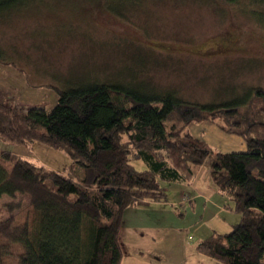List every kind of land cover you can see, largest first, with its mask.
Returning <instances> with one entry per match:
<instances>
[{
    "label": "trees",
    "instance_id": "obj_1",
    "mask_svg": "<svg viewBox=\"0 0 264 264\" xmlns=\"http://www.w3.org/2000/svg\"><path fill=\"white\" fill-rule=\"evenodd\" d=\"M198 1L236 4L257 20L264 13V0ZM106 2L111 9L124 7ZM33 3L0 0V22ZM4 55L0 45V63L17 66ZM41 86L56 91L55 105L24 109L0 102V139L40 142L71 162L61 173L0 152V198L26 195L30 211L21 225L9 218L0 222V264H121L124 211L144 200L165 202L162 182L188 184L193 167L209 156L213 182L239 221L227 232L205 237L198 251L224 264H264L262 87L213 104L190 102L152 85H147L150 94L137 93L90 77ZM204 122L240 137L245 148H213L190 129ZM136 159L143 170L133 166Z\"/></svg>",
    "mask_w": 264,
    "mask_h": 264
},
{
    "label": "rangeland",
    "instance_id": "obj_2",
    "mask_svg": "<svg viewBox=\"0 0 264 264\" xmlns=\"http://www.w3.org/2000/svg\"><path fill=\"white\" fill-rule=\"evenodd\" d=\"M106 1L124 3V7L111 9ZM256 17L259 20L242 7L221 1L214 5L198 0H34L0 22V45L4 57L14 58L16 67L35 74L32 81L39 84L90 77L117 82L137 93L150 94L147 85H152L172 90L190 102L219 104L250 87L264 89V13ZM2 142L0 152L57 172H65L71 162L65 153L44 144L61 156L47 153L38 157L29 148L25 155ZM34 143L40 142L12 145ZM211 159L209 156L205 163ZM132 164L138 170L145 168L138 159ZM27 204L26 195H3L0 222L9 218L21 225L30 218ZM166 214L170 226H190L186 233L190 236L186 241L188 262L196 259L195 252L204 264H224L196 251L199 236H206L208 229V234L231 229L233 223L221 222L223 214L198 231L201 223H194V217L179 219ZM165 242L159 245L165 256L178 251Z\"/></svg>",
    "mask_w": 264,
    "mask_h": 264
},
{
    "label": "crops",
    "instance_id": "obj_3",
    "mask_svg": "<svg viewBox=\"0 0 264 264\" xmlns=\"http://www.w3.org/2000/svg\"><path fill=\"white\" fill-rule=\"evenodd\" d=\"M34 77H36L35 74L30 71L27 73L14 65L0 63V102H7L24 109L31 106L53 107L58 98L56 91L49 86H41L33 82ZM190 129L195 135L202 136L213 148H219L223 152L241 151L245 148L240 137L226 134L212 123L204 122L193 125ZM0 141L2 142L1 139ZM2 144L7 143L2 142ZM10 146L12 150L16 148L25 155L29 148L31 154L36 152L38 157L47 153L50 156H61L56 151L44 148V145L40 143L27 145V147L12 144ZM164 186H167L164 187L167 193L165 202L144 200L124 211L120 239L125 252L121 264H204V259L195 252L193 258L196 257V259H193L191 263L188 262L186 241L190 239V236L186 233L190 226H177L179 228L170 226L167 223L166 212L173 218L184 219L187 215L194 217V223L195 221L201 223L200 227L196 228L197 231L202 225L216 220L222 214L224 215L221 219L222 223L234 224L233 221H238L239 215L227 207L228 196L214 184L208 163L193 167V178L188 184L174 183ZM164 206H168L169 210H164ZM213 232L217 231L212 230L211 233ZM208 233L209 229L204 234L206 236H199L198 243L211 234ZM165 241H169V245L178 250L171 256L167 255L170 257L169 260L165 256V251L159 250L160 244L168 243ZM181 242L183 245L180 247L177 244ZM196 251L199 252L197 245ZM159 255L163 260L161 258L158 260Z\"/></svg>",
    "mask_w": 264,
    "mask_h": 264
}]
</instances>
